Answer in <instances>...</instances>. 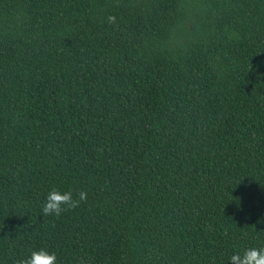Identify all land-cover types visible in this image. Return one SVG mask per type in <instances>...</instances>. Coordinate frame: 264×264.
I'll return each mask as SVG.
<instances>
[{"label":"trees","instance_id":"obj_1","mask_svg":"<svg viewBox=\"0 0 264 264\" xmlns=\"http://www.w3.org/2000/svg\"><path fill=\"white\" fill-rule=\"evenodd\" d=\"M0 264H264V0H0Z\"/></svg>","mask_w":264,"mask_h":264}]
</instances>
